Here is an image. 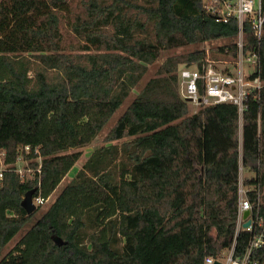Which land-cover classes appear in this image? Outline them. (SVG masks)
Here are the masks:
<instances>
[{"label":"trees","instance_id":"16d2710c","mask_svg":"<svg viewBox=\"0 0 264 264\" xmlns=\"http://www.w3.org/2000/svg\"><path fill=\"white\" fill-rule=\"evenodd\" d=\"M236 32L202 0H0V150L9 163L31 146L41 174L36 187L3 172L0 252L41 208L27 213L24 194L50 196L162 50L229 39L167 55L108 130L116 142L92 150L0 264H204L234 241L240 181L264 217V35L263 85L241 117L229 103L189 113L177 87L179 65L234 56ZM254 256L264 264V246Z\"/></svg>","mask_w":264,"mask_h":264},{"label":"built area","instance_id":"2783aa9c","mask_svg":"<svg viewBox=\"0 0 264 264\" xmlns=\"http://www.w3.org/2000/svg\"><path fill=\"white\" fill-rule=\"evenodd\" d=\"M204 9L216 22L228 23L235 20L237 32L231 38V43L236 48V54L225 53L222 56L210 57L209 55L200 63L178 66L177 87L179 95L188 103L198 108L217 104L229 103L236 106L241 117L248 96L259 90L263 81L258 75L260 44L264 35V1L263 0H202ZM32 150L29 145H24L14 162H6L5 150H0V178L6 169H12L23 178L35 179L36 187L40 186L41 174L39 165L35 177L32 168L27 167L28 160L22 155ZM38 153V148H33ZM36 161H40L37 156ZM22 163L23 165H21ZM247 189L239 182L238 210L235 225L234 241L219 254L206 256L204 264H261L254 256V251L264 246V217L254 207L246 195ZM49 197L37 193L32 197L34 205H43ZM248 214L243 217V211ZM248 221L247 226L243 223ZM240 231L249 234V239L244 247L236 251V237Z\"/></svg>","mask_w":264,"mask_h":264},{"label":"rangeland","instance_id":"374dc122","mask_svg":"<svg viewBox=\"0 0 264 264\" xmlns=\"http://www.w3.org/2000/svg\"><path fill=\"white\" fill-rule=\"evenodd\" d=\"M72 3L77 2L78 0H70ZM228 38H221V39H215L207 42H202L199 44H192V45H186L182 47H177L173 49H167L162 50L158 59L155 60L152 64L148 66V69L140 82L132 89L130 94L125 98L123 103L118 107V109L113 113V115L110 117V119L105 123L103 128L99 131V133L95 136V138L86 146L82 147V154L79 157V159L74 163V165L71 167V169L67 172V174L63 177V179L59 182V184L56 186L55 190L50 194L49 200L41 205L40 210H38L31 219L23 226V228L5 245V247L0 252V258L14 245V243L19 239L20 235L36 220L40 213L51 203L53 198L56 194L60 192L62 187L73 177L74 173L77 171V169L81 166V164L84 162V160L88 157V155L92 152L93 149L107 144L108 142H116V141H107L105 139V136L112 126V124L115 122L119 114L124 110V108L127 106V104L134 98L142 84L150 77H152L155 74L156 69L162 62V60L170 54H178V53H184L195 49H204L206 51L213 50L214 47L224 44L228 42ZM189 107V113H193L198 109V106L192 105L188 103ZM38 161V160H37ZM23 165L22 163H20ZM243 177L249 176L248 173L244 172L242 173Z\"/></svg>","mask_w":264,"mask_h":264},{"label":"water","instance_id":"95a60500","mask_svg":"<svg viewBox=\"0 0 264 264\" xmlns=\"http://www.w3.org/2000/svg\"><path fill=\"white\" fill-rule=\"evenodd\" d=\"M34 191H35V188L27 191L21 200V205L27 211V213H31L36 208V206L32 202V196H33ZM247 214H248L247 210L243 211V217H246ZM247 225H248V221L243 223V226H247ZM214 264H219V263L214 262Z\"/></svg>","mask_w":264,"mask_h":264}]
</instances>
